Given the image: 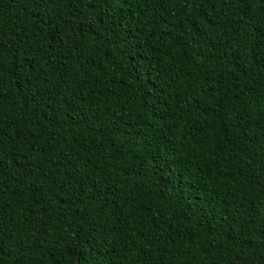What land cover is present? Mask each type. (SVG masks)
<instances>
[{"label": "trees", "instance_id": "trees-1", "mask_svg": "<svg viewBox=\"0 0 264 264\" xmlns=\"http://www.w3.org/2000/svg\"><path fill=\"white\" fill-rule=\"evenodd\" d=\"M174 2L111 5L114 10L104 19L127 29V39L112 45L123 59V65H114L111 57L98 53L92 39L74 47L81 37L74 26L63 22L62 17L73 11L67 0L43 6L35 0H0V43L7 45L0 60L8 68L0 74V155L9 182L11 176L18 177L5 194L3 216L6 221L15 219L0 241L2 264H67L68 254L49 235L56 231L49 216L64 210L71 215L76 205L41 213L37 204V211L25 218L32 197L43 200L48 193L37 195L29 188L24 208L16 202L18 193L13 194L23 180V165L32 166L29 162L44 155L37 150L50 145L63 149L79 166L77 183L95 191L90 177L110 178L112 191L106 200L87 195V203L79 206V216L87 214L92 223L86 227L94 225L97 236L109 230L92 252L93 264H131L137 259L140 264H158V251L150 247L142 252L143 245L132 240L145 225V232H150L161 210L177 228L192 224L186 213L193 219L204 217L203 230L195 226L199 244L187 256L170 253L169 264H179L193 253L191 264H264V69L249 61V73L244 75L235 62L242 52L264 48V7L220 0L214 6L209 0H184L174 7ZM79 7L88 14L84 5ZM44 13L53 18L51 25L37 23ZM95 19L89 14L90 21ZM210 19L215 23L209 24ZM57 24L66 48L63 59L57 57L60 63L51 65L48 39L37 42L33 33L47 37ZM204 48L208 56L200 55ZM31 58L39 61L35 69L28 63ZM101 60L103 65L97 66ZM29 80L44 90L34 95ZM237 85L239 100L231 90ZM249 87L258 89L262 99L249 100L245 107L243 90ZM218 97L227 106L222 114L216 110ZM194 133L196 139L216 146L218 163L210 164L203 153L192 149ZM229 166L247 176L235 184L222 183L219 169ZM141 186L143 195H138ZM194 207L198 213H192ZM132 208L136 211L130 216L125 210ZM250 208H259L260 214L257 225L244 230L246 244H240V238L228 239L223 229L215 231L233 214L244 221Z\"/></svg>", "mask_w": 264, "mask_h": 264}, {"label": "snow or ice", "instance_id": "snow-or-ice-1", "mask_svg": "<svg viewBox=\"0 0 264 264\" xmlns=\"http://www.w3.org/2000/svg\"><path fill=\"white\" fill-rule=\"evenodd\" d=\"M35 2L43 6L45 4L65 3V0H35ZM114 2L119 3L122 8L125 4L129 7L134 3L139 5L141 0H67V6L71 7L73 11L69 17H62V19L65 25L74 26V30L81 37L80 40L74 41V47H80L85 38L92 39L95 42L99 54L111 57L109 62L114 65H123V59L112 45H119L122 37L127 39L124 35L127 29L120 24L113 25V23L104 19L109 11L114 10L111 8ZM145 2H147V0H145ZM183 2L184 0H175L173 6H179ZM209 2L214 6L216 0H209ZM220 2L224 4H240L241 6H251L253 3H257L261 7H264V2H261V0H220ZM81 4L88 10V14L85 13L84 9L79 7ZM89 14L96 17L95 22L89 20ZM201 14L205 15V12L202 10ZM245 14L247 15V13ZM73 17L76 19L73 20ZM53 22V18L50 17L48 13L42 14L41 18L37 21V23L42 26L45 24L51 25ZM241 22L243 23V21ZM214 23V20H209V24ZM58 32H61L59 36L56 35ZM33 36L36 38L37 42L45 38L48 39V62L51 65H58L60 60H58L57 57L63 59L61 53L66 48L64 44V35L62 34L59 24H57L56 28H54L47 37H43L39 33H33ZM5 47H7L6 44L0 43V56L3 55L2 50ZM200 55L208 56V49L204 48ZM242 57L244 60L240 63ZM89 59H91V57ZM249 61L251 65L264 69V48H257L251 53L242 52L240 56H237L235 62L239 64L240 72L244 75L249 73ZM28 63L35 69L39 61L35 58H31ZM101 65H103V60H101L97 66ZM19 68L20 66L17 64L16 70L19 71ZM5 71H8V68L3 61L0 60V74ZM133 71L138 72L139 70L134 67ZM39 76L40 74L37 72L38 80ZM236 79L239 80L240 76L237 75ZM219 83L223 85V78L220 79ZM28 86L35 87L36 92L34 95L40 94L44 90L41 84H33L30 80L28 81ZM238 88L239 86L237 85L231 89L235 92L237 100H239L241 96L240 91L237 90ZM258 92L259 90L254 87L244 89L242 104L247 107L249 100L254 102L261 101L262 96L258 95ZM0 95H3L2 89H0ZM217 105L216 110L222 114L227 106L221 102L219 97L217 98ZM72 110H75V106H73ZM77 115H80V113L77 112ZM84 115H88V113L85 112ZM239 119L243 121L245 116L241 114ZM241 127H244V125L242 124ZM193 137V141L191 142L192 149L196 152L203 153L210 164L218 163L217 153L215 151L216 146L211 143L205 144L202 139H196L195 133ZM185 138H187V133H185ZM249 139L251 140L252 137L249 136ZM2 144L3 141L0 139V148H2ZM196 145H199V147L197 148ZM33 147H35L34 144L29 145V149ZM97 147H100V145H97ZM112 147H115L114 143ZM37 151L43 152L44 155L39 157L34 163L29 162L32 166L28 164L23 165V171L21 172L23 180L17 185V189H13V194L18 193L16 202L21 208L25 207L28 203L29 188L37 195L48 193V195L44 196L43 200L36 199L35 196L32 197L31 206L24 212L25 218H30L31 214L37 211V204L41 205L39 209L41 213H50L52 210L60 209L63 205H76V207L71 209V215L68 214L67 210H64L59 214H52L49 216V219L54 222L52 227L56 230L49 235L55 236V245H61L65 253L68 254L67 264H93L90 259L92 252L98 250L101 238L107 239L109 230L106 229L100 236H97V229L94 225L90 228L86 227V224L92 223L90 220H87V214L83 219L79 216V206L87 203L84 199L87 195H90L92 200H106L108 194L112 191V185L109 182L110 178L107 176L90 177V184L92 188L95 189V191H92L90 188L85 187L82 182L77 183L79 166L74 164L69 154L63 149L56 150L54 145H50L48 148L38 149ZM117 151H119V149H117ZM230 167L231 166H229V169H219L222 183L235 184L240 182L241 177L247 176V173L240 169L232 172ZM17 179L18 177L11 176V182H9V173L6 171L2 155H0V241L8 235L10 231L9 225L12 219H15L14 217H10L9 220L6 221L3 212L6 207L5 194L8 189L12 188V183L16 182ZM248 182L251 183L253 181L249 178ZM138 195H143L142 186ZM132 199L135 200L136 197ZM8 206H12L11 200L8 201ZM125 211L128 215L132 216L135 215L136 209H126ZM149 211H151V209H149ZM198 212V208L194 207L192 209L193 214ZM259 214V208H250L244 221L237 218L239 214H233L231 220L226 218L224 222L219 224L215 231L219 232L223 229V235L228 239L236 240L240 238V244H246L247 240L243 239L245 234L244 230L248 229L250 226L255 227L257 225L256 217ZM185 215H188L189 219L192 220V224L177 228L176 225L172 223L170 217L166 216L164 211L161 210L160 216L155 218V223L152 225L150 232H145V228H147L148 225H145L144 228H140L138 238L133 239L132 243L138 245L142 244V252L149 250L150 247L153 251H158V264H169L170 253L175 255V253L180 252L187 256V254L193 252V249L199 244L198 236L200 233L195 230V226L198 225L203 230L204 217L200 216L199 219H193L192 214L186 213ZM78 221L79 223H77ZM120 222H124L123 217H121ZM140 222L143 223V220ZM225 223L228 225L227 228H225ZM237 226H239V228ZM101 227H103V225ZM185 227H187V231ZM125 228L127 230V225ZM261 229L264 230V225H261ZM128 234L131 236V231H129ZM226 242L227 241L222 242L221 247H223V244ZM39 246L43 247V242H41ZM214 246L215 245H212L211 247ZM211 247L206 246L205 250L211 251ZM132 250L134 251V249ZM48 251L52 252V249H48ZM2 253L3 247L0 245V264H2ZM194 256L195 253H193V257L180 261L179 264H191ZM56 264H60V262L56 261ZM99 264H103V262L99 261ZM131 264H140V261L137 259L131 262ZM146 264H151V262H146ZM201 264H203V261H201Z\"/></svg>", "mask_w": 264, "mask_h": 264}]
</instances>
